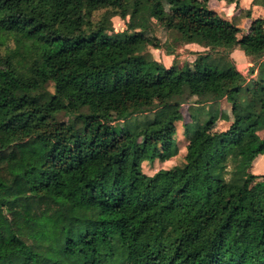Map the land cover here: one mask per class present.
I'll return each mask as SVG.
<instances>
[{
  "label": "trees",
  "instance_id": "obj_1",
  "mask_svg": "<svg viewBox=\"0 0 264 264\" xmlns=\"http://www.w3.org/2000/svg\"><path fill=\"white\" fill-rule=\"evenodd\" d=\"M210 1L0 0V264H264V0L231 20ZM189 45L208 51L179 63ZM234 49L250 78L211 51ZM178 124L183 165L147 175Z\"/></svg>",
  "mask_w": 264,
  "mask_h": 264
},
{
  "label": "rangeland",
  "instance_id": "obj_2",
  "mask_svg": "<svg viewBox=\"0 0 264 264\" xmlns=\"http://www.w3.org/2000/svg\"><path fill=\"white\" fill-rule=\"evenodd\" d=\"M247 0H240V5L239 7H250V2H248L246 4ZM221 1L218 2H214L213 5L209 6L210 9L214 10L215 12H217L218 14H220L221 16H223L224 18H231V17H238L242 11V9H238V8H233L231 7L230 11L227 10V8L230 5H226V4H222L220 3ZM224 5V8H223ZM165 8L167 11H171V6L169 5H165ZM252 12L254 13L255 16L260 17L262 19H264V10L262 8H254L252 9ZM243 16L241 17V21H240V29H241V34L245 33L247 28V24L249 23L250 19H247L244 17V14H242ZM113 28L115 31H123L125 29V22L122 21L119 18H115L112 22ZM158 37L160 40H164L166 38V34L164 31H159L157 33ZM208 51V49L205 48H199L195 45H190V46H186L183 47L181 49H178L176 54H177V61L179 63H186V62H192L195 57L199 54V53H206ZM213 52H221L223 54H227L231 60H233L237 66V68L247 77L250 78L251 77V73H250V68L252 67V63L249 60L248 57H246L245 55H243L242 53L238 52V53H234L233 50H211ZM150 53L153 57V59H155L158 63H160L161 66L164 67H169L173 60L174 57L173 56H167L164 49L163 48H156V49H150ZM229 106L227 104V102H223L222 106H221V112H220V117L219 120L216 124V126L213 129V132H220L223 130H226L228 128V126L230 125V121H231V114L229 112ZM182 115H183V122L187 123L190 121L189 118V112H188V107L187 106H183L182 107ZM153 119L152 115H142V116H138V117H134L132 118L129 123L127 124V127H132L138 123H142L145 122L147 120ZM123 124H119V127H122ZM182 124H178V140L180 141L179 146H180V152L179 154L172 158L171 160H169L168 162L165 163H161L159 161H156L154 163H144L143 165V169L144 172L149 175L152 176L154 175L157 171L161 170V169H171L175 166H181L184 163V156H185V152H186V141L183 139L182 137ZM261 135H263V133H261ZM252 172V174L254 175H264V155L260 156L252 165V168L250 170ZM66 225V220L64 218H59L58 220H56L52 227L50 228V235L55 239L58 240L61 238L62 233H63V229Z\"/></svg>",
  "mask_w": 264,
  "mask_h": 264
},
{
  "label": "crops",
  "instance_id": "obj_3",
  "mask_svg": "<svg viewBox=\"0 0 264 264\" xmlns=\"http://www.w3.org/2000/svg\"><path fill=\"white\" fill-rule=\"evenodd\" d=\"M214 2H218V0H211L210 2H209V6H211V5H213L214 4ZM248 2H250V7H251V3H252V0H247L246 1V4L248 3ZM220 3H222V4H226L224 1H221ZM226 5H228V4H226ZM233 5H234V8H240V9H242V10H248L250 7H246V6H243V7H236V5L235 4H232V5H230L228 8H227V10H229L230 11V9H231V7L233 8ZM223 8H224V5H223ZM255 7H253L252 9H254ZM256 8H261V7H256ZM264 10V9H263ZM240 16V15H239ZM223 17V16H222ZM234 17H236V16H234ZM233 17H231V18H225V19H227V20H231ZM252 18H260V17H257V16H255L254 15V13L252 12ZM247 19H249V18H247ZM250 22H251V19L249 20V23L247 24V26H246V28H247V30H246V32L248 31V28H249V25H250ZM190 46V45H189ZM234 51V53H238V52H240V53H242L243 55H245L246 56V54L243 52V51H241V50H239V49H234L233 50ZM247 57V56H246ZM229 106V105H228ZM229 112H230V114H231V111H230V107H229ZM231 118V117H230ZM232 119V118H231ZM230 123H231V121H230ZM261 133H263V135H261ZM257 134L259 135V136H261V137H264V131H260V130H258L257 131Z\"/></svg>",
  "mask_w": 264,
  "mask_h": 264
}]
</instances>
